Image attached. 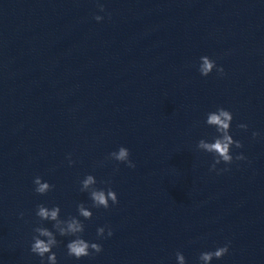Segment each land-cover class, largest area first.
Masks as SVG:
<instances>
[{
  "label": "water",
  "instance_id": "obj_1",
  "mask_svg": "<svg viewBox=\"0 0 264 264\" xmlns=\"http://www.w3.org/2000/svg\"><path fill=\"white\" fill-rule=\"evenodd\" d=\"M203 55L223 78L199 75ZM217 106L233 112V155L247 158L219 175L196 149ZM121 145L136 168L114 173L106 157ZM87 174L111 179L119 204L85 221L90 239L106 224L114 235L80 264H175L177 251L197 264L226 242L213 264H264V0H0L2 264H40L29 251L36 206L75 215L90 203ZM37 175L54 185L47 196L33 191ZM64 243L60 264H77Z\"/></svg>",
  "mask_w": 264,
  "mask_h": 264
},
{
  "label": "clouds",
  "instance_id": "obj_2",
  "mask_svg": "<svg viewBox=\"0 0 264 264\" xmlns=\"http://www.w3.org/2000/svg\"><path fill=\"white\" fill-rule=\"evenodd\" d=\"M99 11L105 12L103 5L98 4ZM94 19L97 23L104 20V16L95 15ZM196 70L202 78H208L216 74L218 78L225 76L223 66L207 55L199 57ZM205 127L214 130V134L210 137L199 139L196 144L198 152L206 153L212 157V164L209 168L210 172L221 174L230 170L229 166L234 162H243L247 158L240 152L233 155V150H241L243 144L234 139L232 134V125L234 121L233 112L223 106H217L212 110L204 113L202 118ZM241 131L248 132L247 124L241 123L237 125ZM251 138L257 140L261 138V133L253 131ZM68 166L72 167L76 161L73 160L72 154L66 155ZM106 160L115 162L116 167L113 172H119V165H124L128 169H135L136 164L131 158L130 150L121 145L111 151ZM223 165V167H220ZM104 161L94 163V167H103ZM33 191L37 196H47L54 190V185L50 184L42 176L33 178ZM111 179L98 181L92 174H87L79 181V191L87 194L90 203H78L76 205V214L61 217V207L59 205L48 206L46 204H38L35 209V217L38 225L32 229L31 241L29 243V251L33 256L39 258L40 264H60L54 249L60 247L64 241L66 256L72 261L80 264L82 261H91L100 256L104 248L99 241L111 239L114 235L110 225H104L96 229L95 239L86 237L85 221L93 218V209L105 211L110 210L119 204L117 192L111 186ZM19 218L22 220L24 214L20 213ZM50 224L51 228L45 225ZM189 243H192L189 241ZM231 243L226 242L223 246H217L214 250L201 251L197 257V264H213L214 261H222L230 252ZM2 264V262H0ZM175 264H188L185 255L181 251L175 253Z\"/></svg>",
  "mask_w": 264,
  "mask_h": 264
}]
</instances>
